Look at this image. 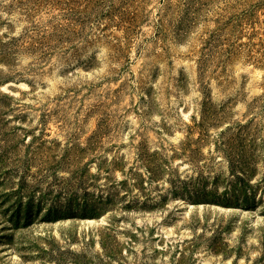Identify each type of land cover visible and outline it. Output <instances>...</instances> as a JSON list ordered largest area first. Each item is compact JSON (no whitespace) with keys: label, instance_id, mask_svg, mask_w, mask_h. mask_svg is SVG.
I'll list each match as a JSON object with an SVG mask.
<instances>
[{"label":"rangeland","instance_id":"obj_1","mask_svg":"<svg viewBox=\"0 0 264 264\" xmlns=\"http://www.w3.org/2000/svg\"><path fill=\"white\" fill-rule=\"evenodd\" d=\"M0 264H264V0H0Z\"/></svg>","mask_w":264,"mask_h":264}]
</instances>
